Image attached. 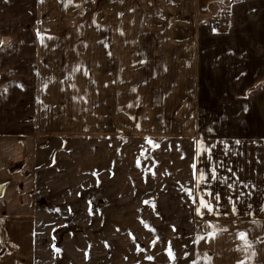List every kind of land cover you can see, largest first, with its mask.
<instances>
[{
    "label": "rangeland",
    "instance_id": "obj_1",
    "mask_svg": "<svg viewBox=\"0 0 264 264\" xmlns=\"http://www.w3.org/2000/svg\"><path fill=\"white\" fill-rule=\"evenodd\" d=\"M194 9L0 0V141L32 149L37 264H210L215 233L241 231L191 202Z\"/></svg>",
    "mask_w": 264,
    "mask_h": 264
},
{
    "label": "crops",
    "instance_id": "obj_2",
    "mask_svg": "<svg viewBox=\"0 0 264 264\" xmlns=\"http://www.w3.org/2000/svg\"><path fill=\"white\" fill-rule=\"evenodd\" d=\"M212 14L192 44L195 218L241 228L211 239L210 264H264V0H194ZM226 20L214 30L210 21ZM32 149L0 141V264H37V167ZM214 234V233H213ZM212 234V235H213ZM231 234V235H230ZM230 235V236H228Z\"/></svg>",
    "mask_w": 264,
    "mask_h": 264
},
{
    "label": "built area",
    "instance_id": "obj_3",
    "mask_svg": "<svg viewBox=\"0 0 264 264\" xmlns=\"http://www.w3.org/2000/svg\"><path fill=\"white\" fill-rule=\"evenodd\" d=\"M218 25H219V27H225V26L228 25V21H226V20H221V21L218 22Z\"/></svg>",
    "mask_w": 264,
    "mask_h": 264
}]
</instances>
